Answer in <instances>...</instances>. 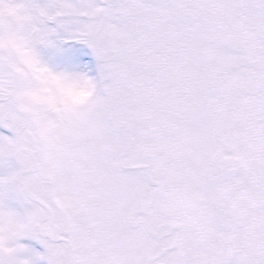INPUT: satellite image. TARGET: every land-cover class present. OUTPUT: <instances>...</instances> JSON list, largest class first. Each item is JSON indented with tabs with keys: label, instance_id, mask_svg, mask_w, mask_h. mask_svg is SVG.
<instances>
[{
	"label": "snow or ice",
	"instance_id": "obj_1",
	"mask_svg": "<svg viewBox=\"0 0 264 264\" xmlns=\"http://www.w3.org/2000/svg\"><path fill=\"white\" fill-rule=\"evenodd\" d=\"M0 264H264V0H0Z\"/></svg>",
	"mask_w": 264,
	"mask_h": 264
}]
</instances>
